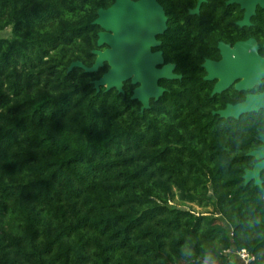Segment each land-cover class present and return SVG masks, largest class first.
Instances as JSON below:
<instances>
[{
  "label": "trees",
  "instance_id": "1",
  "mask_svg": "<svg viewBox=\"0 0 264 264\" xmlns=\"http://www.w3.org/2000/svg\"><path fill=\"white\" fill-rule=\"evenodd\" d=\"M113 1L0 0V264H240L241 248L264 264V173L243 178L264 111H212L194 23L158 34L180 77L147 108L130 80L96 89L106 63L70 64L105 47L93 21Z\"/></svg>",
  "mask_w": 264,
  "mask_h": 264
},
{
  "label": "water",
  "instance_id": "2",
  "mask_svg": "<svg viewBox=\"0 0 264 264\" xmlns=\"http://www.w3.org/2000/svg\"><path fill=\"white\" fill-rule=\"evenodd\" d=\"M200 1L202 0H199L198 4ZM237 1L249 8L246 18L253 13L252 9L256 3L264 6V0ZM165 21L163 8L157 0H114L109 7L100 8L93 21L101 28L97 33V45H105V47L92 51L95 58L90 66H85L81 61H74L70 64V68L78 66L87 72H93L106 63L108 69L93 81L94 87L98 89L104 86L106 90L116 88L117 91L122 92L124 81L130 80L135 84L131 97L141 103L142 109L147 108L150 98L157 99L164 91V88L158 84L159 79L180 77L173 72L172 63H163L160 51L153 53L150 51L152 46L159 44L155 35L164 31ZM249 47L253 46L249 45ZM250 57L255 56L250 53ZM252 64L250 61V65L246 67L250 73V81L254 79L258 81L259 76H264V59L258 60L254 68ZM228 65L233 66L230 63ZM224 67L225 65L221 70L222 73L232 71L230 67ZM226 83L218 84L215 91L225 87ZM260 107H264V93L250 95L243 103L228 105L216 113L221 117L237 118L242 113ZM248 154L252 155L256 162L251 169H245L244 181L247 183L253 180L255 185H261L259 173L264 169V142L260 149L252 150Z\"/></svg>",
  "mask_w": 264,
  "mask_h": 264
},
{
  "label": "flooded vegetation",
  "instance_id": "3",
  "mask_svg": "<svg viewBox=\"0 0 264 264\" xmlns=\"http://www.w3.org/2000/svg\"><path fill=\"white\" fill-rule=\"evenodd\" d=\"M180 1H182L180 6L162 7L166 18L164 30L171 24L184 28L185 24L194 23L187 43L197 45V48L198 46L211 47L209 53H205L202 49L197 50V61L200 60V67L204 72L203 78L210 82V92L222 96L219 106L212 111L243 103L250 95L263 94L264 76H259L258 81H255L256 79L250 81V73L246 67L250 65V61L251 64H256L258 60L264 59V6L256 3L252 9L253 13L246 18L249 8L237 0H202L199 4V0ZM185 3H192V5L184 6ZM157 36L158 34L155 35V39L160 45L161 41ZM153 48L152 46L151 52L160 51L162 55L161 50ZM250 53L255 57H250ZM163 63L165 64L164 58ZM229 63L233 66L228 65ZM254 64L251 65L253 68ZM224 65L230 67L232 71L222 73ZM224 82H227L225 87L215 91V87ZM260 110L264 111V107L249 112ZM260 141L261 145L250 151L260 149L263 146L264 137L260 138ZM255 162L256 160L253 165ZM263 173L264 169L259 173L261 181Z\"/></svg>",
  "mask_w": 264,
  "mask_h": 264
},
{
  "label": "built area",
  "instance_id": "4",
  "mask_svg": "<svg viewBox=\"0 0 264 264\" xmlns=\"http://www.w3.org/2000/svg\"><path fill=\"white\" fill-rule=\"evenodd\" d=\"M240 264H254V256L247 249L241 248L236 251Z\"/></svg>",
  "mask_w": 264,
  "mask_h": 264
},
{
  "label": "rangeland",
  "instance_id": "5",
  "mask_svg": "<svg viewBox=\"0 0 264 264\" xmlns=\"http://www.w3.org/2000/svg\"><path fill=\"white\" fill-rule=\"evenodd\" d=\"M0 34H7V31H3L1 32ZM151 51V50H150ZM153 53V52H151ZM181 207L183 208H186V209H192L194 210L195 212H204V213H209L211 210H212V207L211 206H207V207H200V206H197L196 204L194 203H183V204H180L179 202H177Z\"/></svg>",
  "mask_w": 264,
  "mask_h": 264
},
{
  "label": "bare ground",
  "instance_id": "6",
  "mask_svg": "<svg viewBox=\"0 0 264 264\" xmlns=\"http://www.w3.org/2000/svg\"><path fill=\"white\" fill-rule=\"evenodd\" d=\"M158 15H160V14H158Z\"/></svg>",
  "mask_w": 264,
  "mask_h": 264
}]
</instances>
